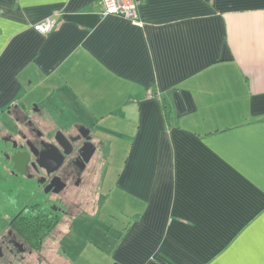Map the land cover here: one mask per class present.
<instances>
[{"label":"crops","instance_id":"0c3cea01","mask_svg":"<svg viewBox=\"0 0 264 264\" xmlns=\"http://www.w3.org/2000/svg\"><path fill=\"white\" fill-rule=\"evenodd\" d=\"M136 1L0 0V114L101 143L88 264H264V0Z\"/></svg>","mask_w":264,"mask_h":264},{"label":"flooded vegetation","instance_id":"af4514ba","mask_svg":"<svg viewBox=\"0 0 264 264\" xmlns=\"http://www.w3.org/2000/svg\"><path fill=\"white\" fill-rule=\"evenodd\" d=\"M34 115H16L10 124L0 114V264H51L49 242L61 246L64 233L57 239L58 232L66 222L70 226L85 200L90 204L91 178L102 168L96 159L101 143L89 128L63 132L42 127ZM86 142L95 147L91 155ZM16 152L28 153V159L15 168ZM63 253L56 249L57 256Z\"/></svg>","mask_w":264,"mask_h":264},{"label":"rangeland","instance_id":"374dc122","mask_svg":"<svg viewBox=\"0 0 264 264\" xmlns=\"http://www.w3.org/2000/svg\"><path fill=\"white\" fill-rule=\"evenodd\" d=\"M1 177L4 176L2 169L0 168V180ZM3 198L4 197L0 194V201H3ZM94 221L92 222V219L89 215L78 217L76 222L72 220L70 226L68 225L66 228L62 227L60 232H58L56 237L57 239H62V237L59 236L64 233V238L60 243L62 247H64V250H66L64 254L68 258L73 257L76 264H88V261H91L90 255L95 252L93 246L90 245L91 243L94 244L100 243V240H109V238H104V236H102L103 234H100L102 233L101 231H103L105 225L103 223L101 225L99 223L97 224L96 221L94 223ZM115 221H122L121 216H118L117 220L115 219ZM119 225L120 224L117 226ZM56 245L57 243L54 240L49 242L48 254L50 257L56 255ZM102 246L104 247L105 243H102Z\"/></svg>","mask_w":264,"mask_h":264},{"label":"built area","instance_id":"2783aa9c","mask_svg":"<svg viewBox=\"0 0 264 264\" xmlns=\"http://www.w3.org/2000/svg\"><path fill=\"white\" fill-rule=\"evenodd\" d=\"M99 6L101 15H118L131 20L133 24H140L137 19L136 0H99ZM56 23V17H48L33 24L32 28L38 33L46 34L55 27Z\"/></svg>","mask_w":264,"mask_h":264},{"label":"water","instance_id":"95a60500","mask_svg":"<svg viewBox=\"0 0 264 264\" xmlns=\"http://www.w3.org/2000/svg\"><path fill=\"white\" fill-rule=\"evenodd\" d=\"M86 131L88 132V130H86ZM86 139H87V138H86ZM86 143L91 147V150L89 151V155H91V154L93 153L95 147L92 145V143H89V142H86ZM44 145H45V144H44ZM68 151H69V150H66L65 153H68ZM45 154H47V150H46V149H44L43 151L40 152V155H39V156H40V159H42V157H43ZM19 159H21V160L24 162L25 160L28 159V153H26V152H16V153H14V154L12 155V160H13L14 163H15V168L17 167V162H18ZM58 159H59V160L61 159L60 156L58 157ZM19 171H21V170L19 169Z\"/></svg>","mask_w":264,"mask_h":264}]
</instances>
